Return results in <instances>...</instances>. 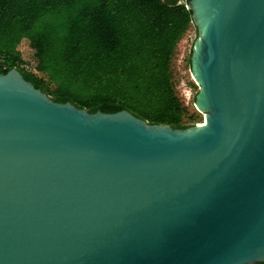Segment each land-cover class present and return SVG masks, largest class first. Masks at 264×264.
Returning <instances> with one entry per match:
<instances>
[{
  "label": "water",
  "instance_id": "1",
  "mask_svg": "<svg viewBox=\"0 0 264 264\" xmlns=\"http://www.w3.org/2000/svg\"><path fill=\"white\" fill-rule=\"evenodd\" d=\"M185 6L202 124L91 112L0 73V264L264 261V0Z\"/></svg>",
  "mask_w": 264,
  "mask_h": 264
},
{
  "label": "trees",
  "instance_id": "2",
  "mask_svg": "<svg viewBox=\"0 0 264 264\" xmlns=\"http://www.w3.org/2000/svg\"><path fill=\"white\" fill-rule=\"evenodd\" d=\"M178 1L0 0V73L16 67L55 101L91 112L126 109L150 123L193 125L171 64L192 24L186 0Z\"/></svg>",
  "mask_w": 264,
  "mask_h": 264
},
{
  "label": "built area",
  "instance_id": "3",
  "mask_svg": "<svg viewBox=\"0 0 264 264\" xmlns=\"http://www.w3.org/2000/svg\"><path fill=\"white\" fill-rule=\"evenodd\" d=\"M195 36H196V27L192 22L190 27H188V29L185 31L183 36L178 41L176 48H175V51H174V54H173V57H172V63H171L172 64V72H173V80H174L176 92H177L180 100L189 109V111H190V107H191L190 103L193 104L196 109H197V107L195 106L193 100L190 98V94H189V90H188V86L186 84V81L184 80L183 77L182 78L177 77V71H181V67L184 66V61L186 59H188L187 57L190 54V49H191L192 43L195 39ZM25 67L29 71H31L33 74L41 75V73L35 67H33L31 65H26ZM189 72L191 75L190 66H189ZM175 76H176V78H175ZM191 78L194 81V83L196 84L192 75H191ZM202 121H203V118H202V120L196 121L195 123L202 124Z\"/></svg>",
  "mask_w": 264,
  "mask_h": 264
},
{
  "label": "rangeland",
  "instance_id": "4",
  "mask_svg": "<svg viewBox=\"0 0 264 264\" xmlns=\"http://www.w3.org/2000/svg\"><path fill=\"white\" fill-rule=\"evenodd\" d=\"M188 59H186L184 61V66L181 67V71H177V77L179 78H184V80L186 81V84L188 86V90H189V94H190V98L193 100L194 95L196 94V92L198 91V86L194 83V81L191 78L190 72H189V56L187 57ZM176 78V76H175ZM190 107V112H194V118L191 121H200L203 118L202 112H200L199 110H197L193 104H191Z\"/></svg>",
  "mask_w": 264,
  "mask_h": 264
}]
</instances>
